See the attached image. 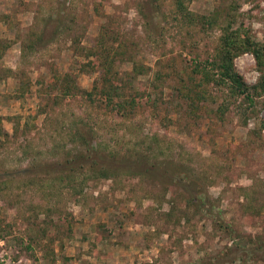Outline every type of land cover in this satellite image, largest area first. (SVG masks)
<instances>
[{
    "label": "rangeland",
    "instance_id": "rangeland-1",
    "mask_svg": "<svg viewBox=\"0 0 264 264\" xmlns=\"http://www.w3.org/2000/svg\"><path fill=\"white\" fill-rule=\"evenodd\" d=\"M188 6L214 23L175 0H0V264H264L237 252L264 243V90L197 70L228 19L264 46V0ZM233 65L264 84L253 53Z\"/></svg>",
    "mask_w": 264,
    "mask_h": 264
},
{
    "label": "trees",
    "instance_id": "trees-1",
    "mask_svg": "<svg viewBox=\"0 0 264 264\" xmlns=\"http://www.w3.org/2000/svg\"><path fill=\"white\" fill-rule=\"evenodd\" d=\"M189 1L190 0H175V12L177 15L181 16L183 19H185L189 24L191 23H198L200 22L202 26H210L212 25L213 19L209 15L205 14H196L192 12L189 9ZM61 8V7H60ZM234 20L233 18L228 19L227 23L221 26V34L218 37L219 43L218 48L216 49L215 54L213 55V60L211 61V64H209L210 68H203L200 70L199 73L204 76L207 82L213 81L217 86H227L228 87V96H236L242 94L244 97H246L247 100H249L250 103L253 102V99L251 98L250 89H255L257 91V87H260L262 90H264V84L262 82L258 86L248 87L246 82L244 81L243 77L236 71L234 65H233V57L237 55L238 53H242L244 51H249L253 53L256 59L257 65H261L264 67V46H261L259 43L255 42L250 35V32L247 28L244 27V25H241L239 27H233ZM140 67H134V70L139 71L141 70ZM264 69V68H263ZM264 71V70H263ZM68 77V76H67ZM66 77V80H67ZM264 81V78H263ZM67 83H70L67 81ZM71 86V83H70ZM68 87L65 86L62 90V94H68ZM110 96V91L107 92V97ZM227 96V97H228ZM111 100V97H110ZM228 98L222 99V101L218 105V113L220 116H223L225 112L228 110ZM119 106L121 104H118ZM262 128H264V120L261 122ZM91 145H88V147ZM92 152L94 151V148L90 147ZM91 153V151H89ZM91 156L88 157L90 160ZM91 161L92 166V177H106L108 176V173L110 172L109 167L106 166V163H96L94 160ZM94 165V166H93ZM73 184H77L80 182H86V179L80 178V174L72 173L69 175ZM180 182L184 181L183 177L178 178ZM184 185H186L189 189V191L192 193L193 198L195 202L197 203V206L205 209L204 207V201L202 199V196L198 191H196L193 186H197L196 182L193 181H184ZM71 186V185H70ZM219 220H222V217L219 216ZM243 250L237 251L241 258H245L246 260H264V243L260 242L257 246L253 247H243ZM224 262V257L221 256H214L210 260V264H222ZM203 264H209L203 263Z\"/></svg>",
    "mask_w": 264,
    "mask_h": 264
}]
</instances>
